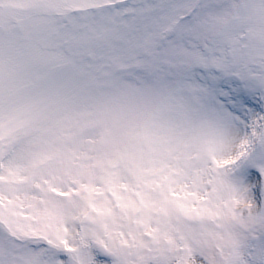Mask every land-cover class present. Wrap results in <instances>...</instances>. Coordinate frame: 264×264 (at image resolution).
Returning <instances> with one entry per match:
<instances>
[{
	"label": "snow or ice",
	"instance_id": "obj_1",
	"mask_svg": "<svg viewBox=\"0 0 264 264\" xmlns=\"http://www.w3.org/2000/svg\"><path fill=\"white\" fill-rule=\"evenodd\" d=\"M0 264H264V0H0Z\"/></svg>",
	"mask_w": 264,
	"mask_h": 264
}]
</instances>
